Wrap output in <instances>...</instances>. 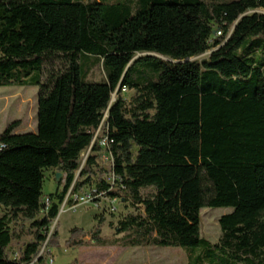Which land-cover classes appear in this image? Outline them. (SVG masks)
Segmentation results:
<instances>
[{"label":"trees","instance_id":"1","mask_svg":"<svg viewBox=\"0 0 264 264\" xmlns=\"http://www.w3.org/2000/svg\"><path fill=\"white\" fill-rule=\"evenodd\" d=\"M254 10L264 11V0H0V87L39 88L36 132L15 134L14 122L0 135V206L9 211L0 217V264H44L35 261L59 214L54 203L38 219L49 170L66 176L62 193L50 196L58 203L81 171L76 191L132 206L115 227L126 246L181 248L187 264H264V31L229 57L193 60ZM223 64L234 65L229 76ZM96 66L105 79L88 82ZM125 89L138 94L130 104ZM102 124L113 141L108 171L92 146ZM98 171L114 184L95 183ZM204 208L232 209L215 244L200 233ZM17 220L38 231L11 259ZM105 222L99 217L91 233L97 244ZM87 236L73 229L67 245L83 246Z\"/></svg>","mask_w":264,"mask_h":264},{"label":"rangeland","instance_id":"2","mask_svg":"<svg viewBox=\"0 0 264 264\" xmlns=\"http://www.w3.org/2000/svg\"><path fill=\"white\" fill-rule=\"evenodd\" d=\"M206 1L230 2L233 0ZM259 30L264 31V11H249L230 28L226 40L221 46L193 60L202 62L222 56L229 57L244 38ZM139 56L143 55L139 54L136 58ZM228 63L233 64L234 61ZM59 67V63L48 66L44 72V79L49 69H58ZM220 69L223 75L229 76L226 72L233 71L234 65L223 64ZM104 79L105 73L102 66H96L91 68L87 81L101 83ZM121 96L130 104L138 94L134 90L125 89ZM118 97V92L113 94L112 104L117 101ZM38 98V87H0V135L14 122L19 123V126L14 130L15 134L36 132ZM101 137L100 135L99 138ZM137 151V147L134 146L132 153L136 155ZM88 152L86 151L82 155L81 168L86 162ZM99 163L106 171L110 169L108 161L100 158ZM80 173L81 171L77 172L74 184L62 203H58L56 196L53 199L50 196L62 193L66 184V176L56 170H49L45 173L43 185L45 206L38 219H42L47 215L54 203L59 205V214L50 223L52 236L46 248L42 246V251H40L45 261L44 264H187L188 255L181 248H138L124 245L122 240L124 235H119L115 227L120 220L131 213H135V210L122 200L116 201L114 198H105L98 205L89 202L92 188L84 187L76 191L77 184L82 181ZM101 178H104L108 183H112L108 173L102 175L99 171L95 175V183ZM152 193H154L152 189L143 191L145 196ZM112 208L115 211H112ZM231 212L232 209L229 208L202 209L200 212L201 236L212 244L217 243L221 237L219 220L222 216ZM8 213V210L0 206V217ZM101 216L104 217L106 222L102 227V243L97 244L93 242L91 233L98 226V219ZM10 227L17 238L9 248L8 253L11 259H19L26 247L34 242L38 230L32 222L22 220L13 221ZM76 228L89 232V236L84 239L85 244L83 246L69 247L67 242L71 237V231ZM55 231H58V238L54 239L53 234Z\"/></svg>","mask_w":264,"mask_h":264},{"label":"built area","instance_id":"3","mask_svg":"<svg viewBox=\"0 0 264 264\" xmlns=\"http://www.w3.org/2000/svg\"><path fill=\"white\" fill-rule=\"evenodd\" d=\"M218 36L221 35V33L217 34ZM102 136L101 138H99V136ZM97 141L98 145L100 146L101 150H102V155H101V159H103L104 161H108L110 168L114 167V159L110 150V145L113 143V141H109L108 136H106V131L104 129V125L102 124L100 126V128L94 133V139L92 142V146L94 145V143ZM92 146L90 147V149L88 150V155L92 149ZM88 158V156H87ZM87 160V159H86ZM112 179V183L114 182V177H111ZM114 184V183H113ZM106 198L105 193H97L96 190L92 191V194L89 198V202H94L96 205L99 204L100 201L104 200ZM114 200L119 201V198H114ZM112 211H115L114 208H112ZM52 236V234L48 233L47 236V240L46 242L43 244V247L46 248V245L49 242L50 237ZM42 251V250H41ZM42 254H39V257L36 259L35 263L40 259L43 258V256H41ZM52 262V261H51Z\"/></svg>","mask_w":264,"mask_h":264},{"label":"water","instance_id":"4","mask_svg":"<svg viewBox=\"0 0 264 264\" xmlns=\"http://www.w3.org/2000/svg\"><path fill=\"white\" fill-rule=\"evenodd\" d=\"M151 56H155V55H153V54H150ZM119 91V89H117V91H116V93ZM111 104H112V102H111Z\"/></svg>","mask_w":264,"mask_h":264},{"label":"bare ground","instance_id":"5","mask_svg":"<svg viewBox=\"0 0 264 264\" xmlns=\"http://www.w3.org/2000/svg\"><path fill=\"white\" fill-rule=\"evenodd\" d=\"M112 102V101H111ZM113 103V102H112Z\"/></svg>","mask_w":264,"mask_h":264}]
</instances>
